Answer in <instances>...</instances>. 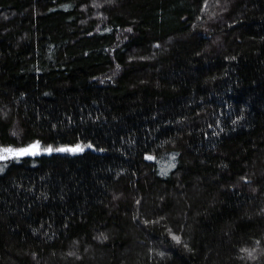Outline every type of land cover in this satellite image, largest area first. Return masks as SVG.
<instances>
[{
    "label": "trees",
    "instance_id": "obj_1",
    "mask_svg": "<svg viewBox=\"0 0 264 264\" xmlns=\"http://www.w3.org/2000/svg\"><path fill=\"white\" fill-rule=\"evenodd\" d=\"M34 144L0 264H264V0H0V149Z\"/></svg>",
    "mask_w": 264,
    "mask_h": 264
},
{
    "label": "snow or ice",
    "instance_id": "obj_2",
    "mask_svg": "<svg viewBox=\"0 0 264 264\" xmlns=\"http://www.w3.org/2000/svg\"><path fill=\"white\" fill-rule=\"evenodd\" d=\"M39 146L38 145H33V146H31V148H38ZM68 149H57V151H67ZM4 152H7V153H11L12 152V150L11 149H5V150H3ZM47 151H49V152H51L52 151V149L51 148H49V149H47ZM14 155H24V154H35V153H33V152H31V150L30 149H21V150H19V152L18 153H13ZM7 157L6 156H4V155H0V159H6ZM174 239H178L177 237H174Z\"/></svg>",
    "mask_w": 264,
    "mask_h": 264
},
{
    "label": "rangeland",
    "instance_id": "obj_3",
    "mask_svg": "<svg viewBox=\"0 0 264 264\" xmlns=\"http://www.w3.org/2000/svg\"><path fill=\"white\" fill-rule=\"evenodd\" d=\"M34 145H37V144H34ZM5 149H11L12 152H11V153L4 152L3 150H5ZM19 150H21V149L2 148V149H0V155H4V156H6L7 158H9V157H16V156H23V155H14V154H13V153H18ZM24 155H26V154H24Z\"/></svg>",
    "mask_w": 264,
    "mask_h": 264
},
{
    "label": "water",
    "instance_id": "obj_4",
    "mask_svg": "<svg viewBox=\"0 0 264 264\" xmlns=\"http://www.w3.org/2000/svg\"><path fill=\"white\" fill-rule=\"evenodd\" d=\"M31 150V152H37L38 154L40 153V150H39V148H31L30 149Z\"/></svg>",
    "mask_w": 264,
    "mask_h": 264
}]
</instances>
